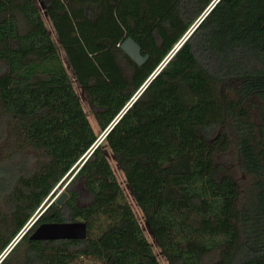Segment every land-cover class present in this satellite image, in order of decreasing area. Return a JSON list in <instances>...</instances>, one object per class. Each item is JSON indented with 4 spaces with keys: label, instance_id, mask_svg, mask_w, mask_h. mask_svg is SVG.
Masks as SVG:
<instances>
[{
    "label": "trees",
    "instance_id": "trees-1",
    "mask_svg": "<svg viewBox=\"0 0 264 264\" xmlns=\"http://www.w3.org/2000/svg\"><path fill=\"white\" fill-rule=\"evenodd\" d=\"M74 84L100 133L120 116L85 160L99 136ZM0 112L7 159L35 161L0 164V255L62 178L67 192L0 264H159L112 162L167 264H264V0H0ZM232 144L245 195L216 160ZM73 221L85 238H29Z\"/></svg>",
    "mask_w": 264,
    "mask_h": 264
},
{
    "label": "rangeland",
    "instance_id": "rangeland-1",
    "mask_svg": "<svg viewBox=\"0 0 264 264\" xmlns=\"http://www.w3.org/2000/svg\"><path fill=\"white\" fill-rule=\"evenodd\" d=\"M207 10L204 12V14L207 12ZM197 22H196V24H197ZM47 25H48V29L52 33V28L50 26V23L48 22ZM194 26L190 27L186 31L185 35H189L191 33L190 31H192L191 29ZM177 46H179V43H176L174 45L175 48L173 49V51L170 52V54L168 55V57L163 61V63L158 67V69H160L163 66V64L165 63V61L168 60V58L175 52L174 50H176V48H178ZM60 54H61V59H62L64 68H66L69 76L71 77L72 74H71L70 68L67 65L68 63L64 59V55H63V53L61 51H60ZM158 69L156 71H158ZM74 88H75V91H76V93H77V95L79 97V100H80L82 109H83L84 113L87 116V119L89 121V124L91 125L92 131L98 137L102 133H100L101 131L99 130V127H98V125H97V123H96V121H95V119H94V117L92 115L90 106L88 105V103L86 101V98L84 96V93H82V91L76 86V84H74ZM252 115H253V119L255 120V122H258L259 121V114H258V110L256 108L252 110ZM2 125L4 126V132H5V134H4V137L2 139H0V164H2V163L12 164L13 162H18L17 167H20L22 165L21 167H24L26 169L33 168L35 161L32 160L33 154L30 152L31 150L24 151L25 152L24 155H27V157H29V159L27 161H24V162L20 163V164H19V162H20V157L19 156H13L14 158L7 159L8 158V155H9L8 153L10 152L9 147L12 146L14 142H13V137H11V134L9 133L7 121L6 120L5 121L3 120ZM6 127H7V129H6ZM35 152H34L35 154L43 153V152H40L38 150H35ZM77 155H78L77 152H72L71 155L68 158V161L71 160V159H74ZM80 156L75 160V163L79 162L78 160L80 159ZM13 159H15V160L12 161ZM216 160H217L218 164L220 165L221 169L225 173L229 174L235 180V182H236V184H237V186L239 188L240 194L241 195H245V190H246V187H247L248 182H249V176H247L242 171V169L240 168L239 162H238V160L236 158V147L232 144L230 146V148L227 151L223 152L219 157H217ZM74 164L72 165V167L74 166ZM112 166L114 167V171H115V174H116V177H117L118 182L122 186L123 191L126 193L127 199L130 202V205H131V207H132V209H133V211H134L137 219L139 220L140 224L142 225V229H143L144 235L146 236V238L149 240V242L152 245L153 251L156 254V257H157V259L159 261V264H167V261L165 260V258L161 254L159 248L156 246V244H155V242H154L151 234H149L148 230L144 226V220H143V217H142V213L140 212L139 208L135 204L134 200L131 198V196H130V194L128 192L127 186L125 185L123 175L116 168L115 163L112 162ZM69 179H67L66 181H68ZM59 185L55 188L56 190L54 191L53 197L51 198L52 200H53L54 197H56V196L58 197L59 196V193L62 190H65V189H63L64 188V185L63 186H59ZM45 201L46 200L43 201V204H44ZM46 204H48V203H46ZM45 205H40L39 206V208L37 209V211L32 215V217L27 222L26 226L27 225H30L34 221V219L36 218V216L39 215V213L42 211V209L45 207ZM4 207H5V204L2 203V201H0V213H2L1 210ZM94 232H96V230ZM79 260H80L79 262L81 264H100L93 257H82V258H79Z\"/></svg>",
    "mask_w": 264,
    "mask_h": 264
},
{
    "label": "water",
    "instance_id": "water-1",
    "mask_svg": "<svg viewBox=\"0 0 264 264\" xmlns=\"http://www.w3.org/2000/svg\"><path fill=\"white\" fill-rule=\"evenodd\" d=\"M212 6L209 7V9ZM208 9V10H209ZM207 10V12H208ZM206 12V13H207ZM205 13V14H206ZM204 14V15H205ZM201 16L200 20L203 18V16ZM199 20V21H200ZM198 21V22H199ZM197 22V24H198ZM196 24V25H197ZM195 25V26H196ZM194 26V27H195ZM194 27L191 29L193 30ZM191 32V31H190ZM188 35H185L183 38H181L180 42H179V46L180 44L185 40V38ZM177 46V47H179ZM119 47L125 52L126 55H128L130 57L131 60H133L137 65H141L147 58V56L142 55L140 52V46L130 37H127L120 45ZM177 49V48H176ZM175 51V50H174ZM167 61V60H166ZM165 61V62H166ZM159 70V69H158ZM157 72V71H156ZM153 77V76H152ZM151 77V78H152ZM151 78L149 79V81L151 80ZM147 81V82H149ZM147 85V83H146ZM145 87V86H144ZM144 87H142L131 99V101L127 104V106L125 107L124 111L130 106V104L135 100V98L139 95V93L144 89ZM123 111V112H124ZM122 112V114H123ZM120 117V116H119ZM118 117V118H119ZM117 118V119H118ZM116 119V121H117ZM114 121L102 134L99 135V137L97 138V141L95 142V144L93 145V147L88 151V153L86 154L84 160L91 154V152L93 151V149L100 143V141L103 139V137L106 135V133L111 129V127L114 125V123L116 122ZM83 160V161H84ZM82 164V163H81ZM80 164V165H81ZM63 181V178L59 181V183L54 187L53 191L55 190V188L60 184V182ZM52 191V192H53ZM67 197V192L65 190H62L59 193V196L54 197L53 200L51 199L48 204L45 205V207L42 209V211L47 207V205H49L52 201H54L55 203H57L58 205H61L63 203V201L66 199ZM46 200V199H45ZM42 211L39 213V215L42 213ZM39 215L36 216V218L34 219V221L27 226V228H25V230L23 232L20 233V235L17 237V239L15 240V242L26 232L28 231L32 225L35 223V221L38 219ZM86 233H87V228H86V224L83 221H73V222H44V223H39L38 225L35 226V228L31 231L29 238L30 239H35V240H44V239H82L86 237ZM13 246V245H12Z\"/></svg>",
    "mask_w": 264,
    "mask_h": 264
},
{
    "label": "clouds",
    "instance_id": "clouds-1",
    "mask_svg": "<svg viewBox=\"0 0 264 264\" xmlns=\"http://www.w3.org/2000/svg\"><path fill=\"white\" fill-rule=\"evenodd\" d=\"M26 226V225H25ZM19 236V235H18ZM17 239V238H16ZM15 239V240H16ZM15 240L13 241V243L6 249V251L2 254V255H0V260L3 258V256L9 251V249L12 247V245L15 243Z\"/></svg>",
    "mask_w": 264,
    "mask_h": 264
},
{
    "label": "built area",
    "instance_id": "built-area-1",
    "mask_svg": "<svg viewBox=\"0 0 264 264\" xmlns=\"http://www.w3.org/2000/svg\"><path fill=\"white\" fill-rule=\"evenodd\" d=\"M27 226H28V225H27ZM27 226H25V228H27ZM25 228L23 229V231L25 230ZM23 231H22V232H23ZM19 235H20V234H19Z\"/></svg>",
    "mask_w": 264,
    "mask_h": 264
}]
</instances>
